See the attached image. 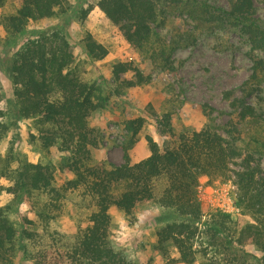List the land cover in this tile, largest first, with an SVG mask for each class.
<instances>
[{"label":"trees","instance_id":"16d2710c","mask_svg":"<svg viewBox=\"0 0 264 264\" xmlns=\"http://www.w3.org/2000/svg\"><path fill=\"white\" fill-rule=\"evenodd\" d=\"M227 1L224 15L209 14L239 28L247 36L254 65L252 79H259L264 61L257 58L255 51H264V27L255 19L254 0ZM6 2L0 0V8ZM65 2L21 0L16 12L4 16L1 24L8 36L15 38L26 32L30 23L53 18ZM159 3L160 0H98L97 6L135 51L161 57L172 68L171 49L158 32L166 21ZM36 33L10 61L17 114L37 122L40 135L33 136L34 141L38 139L43 150L56 146L65 155L62 168L74 177L59 187L50 165L14 156L17 166L13 169L12 163L0 156V180L10 181L9 186L0 183V196L9 194L15 202L0 204V264H15L17 252L28 264H139L111 245L110 211L116 209L130 218L138 206L149 203L163 214V223L156 232L158 250L166 251L171 244L182 263L194 264L202 253L203 264H221L215 257H209L206 249L196 248L204 215L198 188L201 177H223L229 172L230 163L240 158L244 163V170L238 173L240 202L258 223L247 225L243 231L251 234L253 243L262 252L256 264H264V173L256 158L251 154L244 156L235 143L210 127L176 135L167 114L160 121V131L173 138L169 144L160 147L147 136L151 154L132 164L129 152L139 140L145 119H127L123 122V163L94 161L91 149L101 144V134L89 126L90 116L106 109L111 97H122L125 89L150 83L152 75L131 62H118L112 68L114 85L106 89L103 83L80 76L65 32ZM82 43L92 61H101L108 55V50L90 33ZM259 91L248 86L242 91L243 100L233 99L231 107L240 120L260 119L256 107L247 101ZM4 117L0 109V118ZM9 130L10 124L0 120V145ZM21 204L29 205L35 219L25 217L17 227L13 216ZM69 206L79 214L77 231L70 236L52 227ZM229 220L230 216L218 213L208 227L217 236L229 228L226 225ZM243 238L239 236L227 242L236 248Z\"/></svg>","mask_w":264,"mask_h":264},{"label":"rangeland","instance_id":"374dc122","mask_svg":"<svg viewBox=\"0 0 264 264\" xmlns=\"http://www.w3.org/2000/svg\"><path fill=\"white\" fill-rule=\"evenodd\" d=\"M65 1L53 18L30 23L26 32L15 38L8 36L1 20L14 14L21 0H7L0 8V109L5 113L0 120L10 124L0 145V156L12 163L11 168L17 166L13 161L16 156L50 165L59 187L74 177L62 168L65 155L56 146L43 150L40 141H34L33 136L40 135V127L35 120L18 116L10 81V61L23 43L35 38L39 30H59L68 35L77 71L84 80L101 82L106 89L113 86L112 68L118 62H131L152 75L150 83L125 89L122 97H111L106 109L90 116L89 126L101 134V144L91 149L94 161L123 163V122L138 117L145 119V126L129 156L132 164L147 158L151 154L147 136L160 147L172 141L170 134L160 131V121L169 114L170 128L176 135L210 127L235 143L244 156L253 155L264 173V71L259 79H252L254 65L247 36L224 20L211 18L209 12L216 17L224 15L229 5L227 0H160L159 7L166 21L158 32L171 49L172 68L161 57L135 51L97 6L98 0ZM254 3L255 19L264 27V0H254ZM87 33L108 50L106 58L92 61L87 57L82 43ZM255 55L264 61V51H255ZM248 86L260 89L247 98L259 112V120L242 121L231 107L234 98L244 99L242 91ZM243 164L240 158L230 163L229 172L223 177H201L198 188L204 215L196 248L198 251L206 249L208 256L215 257L221 264H256V258L262 257L251 234L243 231L247 225H258L240 202L238 173L244 170ZM0 183L10 185L4 178ZM10 203L15 204L11 195L0 196L1 205ZM218 213L230 216L231 220L226 221L229 228L215 236L208 226ZM110 214L109 238L115 250L139 264H186L179 261V254L171 244L166 251L156 248V232L163 223V214L154 204L138 206L130 218L116 209ZM77 216V211L69 206L52 227L70 236L77 231ZM25 217L35 219L29 205L21 204L13 216L17 227ZM239 236L244 237L243 243L231 248L227 241ZM204 260L200 253L194 264H203ZM14 262L28 264L18 252Z\"/></svg>","mask_w":264,"mask_h":264},{"label":"built area","instance_id":"2783aa9c","mask_svg":"<svg viewBox=\"0 0 264 264\" xmlns=\"http://www.w3.org/2000/svg\"><path fill=\"white\" fill-rule=\"evenodd\" d=\"M234 188H236V186H233ZM227 210V209H226Z\"/></svg>","mask_w":264,"mask_h":264}]
</instances>
